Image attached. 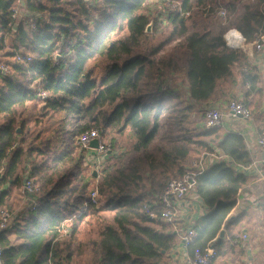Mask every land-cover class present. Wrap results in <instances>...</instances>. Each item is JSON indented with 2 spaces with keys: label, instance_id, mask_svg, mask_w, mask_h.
Returning a JSON list of instances; mask_svg holds the SVG:
<instances>
[{
  "label": "trees",
  "instance_id": "trees-1",
  "mask_svg": "<svg viewBox=\"0 0 264 264\" xmlns=\"http://www.w3.org/2000/svg\"><path fill=\"white\" fill-rule=\"evenodd\" d=\"M178 1L181 12L165 10V20L154 19L165 34L156 41L146 33L153 21L144 13L149 0H24L29 15L38 19L36 30L24 22L11 28L14 0H0V53L10 38L6 57L14 59L19 52L32 57L29 63L10 60L11 73L0 74V213L14 207V190L22 189L26 177L41 186L37 194L21 192L28 199L25 207L0 229L4 264H168L177 233L151 221L147 208L161 214L157 195L170 176L198 171L192 167L194 154L199 160L219 150L228 162L196 178V194L212 213L196 228L191 253L240 221L238 216L226 222L248 182L236 167H249L254 159L241 134L207 127L204 107L227 97L225 82L233 78L236 64L246 62L243 50L226 47L224 35L235 29L247 44L264 35V0ZM213 21L220 26L217 32ZM125 29V38H113ZM98 59L106 63L100 79L89 69ZM178 76L184 82L173 86ZM256 80L246 64L243 82ZM39 89L49 93L43 102ZM59 115H64L62 125L52 137L63 146L56 153L42 130L28 131L27 125L37 128L39 119ZM68 116L78 124L74 137L119 125L121 131L130 127L136 137L131 154L96 177L101 209L85 212L90 184L78 174L86 151L63 130ZM33 200L39 202L35 210ZM100 210L113 214L112 224L98 238L80 240L84 220ZM69 220L72 235L60 239Z\"/></svg>",
  "mask_w": 264,
  "mask_h": 264
},
{
  "label": "crops",
  "instance_id": "crops-1",
  "mask_svg": "<svg viewBox=\"0 0 264 264\" xmlns=\"http://www.w3.org/2000/svg\"><path fill=\"white\" fill-rule=\"evenodd\" d=\"M255 42L246 43V49L243 50L246 54V62H243L242 65L236 64L233 68V78L225 82V88L229 86L228 90L226 88L227 97L206 103L213 107L235 99L244 103L251 110L252 118L250 120L228 116L225 118L227 122L223 121L219 128L223 135L229 132L241 134L245 138L254 162L261 156L258 140L264 136V50L256 51ZM246 64L257 78L254 85L243 82V71L246 70ZM202 155L205 159L206 169L216 163L228 162V158L219 150L215 154L203 153ZM85 159L84 165L87 166ZM104 159L108 161L109 157H104ZM254 162L249 167H236L238 171L247 175L248 182L240 190L237 204L231 210L226 222L238 216H240V221L228 228H223L225 235L222 239L217 236L207 244L206 247L211 246L217 252L213 264H264V166L255 165ZM176 205L185 220L179 222L177 244L170 252L168 264H187L191 249L183 244V231L187 226L193 224L198 227L201 220L212 213V209L202 202L196 192L177 201ZM244 235L248 236L245 240L243 239ZM219 240L223 241L219 242Z\"/></svg>",
  "mask_w": 264,
  "mask_h": 264
},
{
  "label": "built area",
  "instance_id": "built-area-1",
  "mask_svg": "<svg viewBox=\"0 0 264 264\" xmlns=\"http://www.w3.org/2000/svg\"><path fill=\"white\" fill-rule=\"evenodd\" d=\"M85 2H91L92 0H84ZM181 2L178 0H164V9L167 11H180L182 10ZM221 15H225V12H221ZM12 22L10 27H18L22 22H24L31 30L37 29L38 19L29 15V12L25 8L24 0H14V6L12 8L11 15ZM224 40L226 47L231 50H245L246 42L244 37L240 32L235 29L229 30L224 35ZM255 50L261 52L264 50V36H261L255 43ZM15 61L19 63H29L32 61V57L26 53H17L15 56ZM12 68L8 64H4L0 61V74L7 75L10 74ZM49 96V93L45 90L39 89L37 93V98L40 101L46 100ZM232 116L233 118H239L241 120H250L252 118L251 110L245 106L241 101L235 99H230L227 103L217 106H208L204 107V118L208 128H218L223 124V121L226 117ZM97 140L99 142V147L93 149L91 144L93 141ZM75 145L82 151L91 152L86 153L87 158L95 156L97 161L93 163L96 169H102L107 159H104L103 156H108L109 158L115 157L112 148V145L103 140L102 132L98 128H93L87 130L77 137H75ZM258 145L261 149V156L254 163L255 165L264 166V136L258 140ZM16 148V145L13 146V149ZM103 157V159H100ZM87 158L85 159L87 163ZM92 165V164H91ZM92 165V166H93ZM192 167L197 168L198 171H189L184 176L179 178H173L167 182L165 187L157 195L158 203L162 205L161 214H157L154 211H151L150 208H147L149 218L153 222L164 223L170 226L176 233L179 231V222L183 219L181 216V211L176 205L177 201H181L192 193L196 192V178L199 174L206 170L205 159L201 157L199 160H195L192 163ZM98 180L96 179L95 184L89 192V200L85 204V212L89 211L90 207L99 206V191H98ZM23 192L26 195L37 194L41 191V186L29 177H26L23 186ZM39 206L38 200L32 201L31 209L35 210ZM0 229L8 228L13 222V216L8 210L4 209L0 213ZM197 226H187L183 231L182 241L185 247L189 248L192 244L195 243L198 233L196 230ZM72 235L71 220L63 223L60 229V239L69 238ZM248 236L244 235L243 239H247ZM217 256L216 250L208 246L204 249L195 248L193 252L187 258V264H213L214 259ZM0 264H4L2 260V249L0 248Z\"/></svg>",
  "mask_w": 264,
  "mask_h": 264
},
{
  "label": "rangeland",
  "instance_id": "rangeland-1",
  "mask_svg": "<svg viewBox=\"0 0 264 264\" xmlns=\"http://www.w3.org/2000/svg\"><path fill=\"white\" fill-rule=\"evenodd\" d=\"M146 6L147 7L144 13H146L153 19V21H151L152 25L150 24L151 27L148 33L147 32L146 33L150 35L154 40L160 41L165 37L164 36L165 34L161 35V31H160L161 27L154 22V19H157L160 22H162L161 18L162 20L166 19L165 15L163 14L165 11L164 1L163 0H149ZM211 27L216 32L219 31L220 29V26L218 25L216 21H213V23H211ZM127 35H128V32H127V29H125L124 31H118L113 36V38L114 39L125 38ZM6 44L7 46H6L5 51L3 53H0V61L3 62L4 64L5 63L8 64L10 60L15 61V59H11L5 56V52L10 51L12 49L10 38L7 40ZM19 53H24V52H19ZM89 69L92 70L94 76L100 79L106 73V63L99 59L94 60L89 64ZM183 82H184V79L181 76H178L174 79V81H172V85L180 86L183 84ZM226 88L228 90L229 86H227ZM199 116L201 117L202 114H199ZM63 118H64V115L55 116L53 119H42L41 118L39 120H40V123L41 122L42 123L41 124L39 123L37 125V128L33 123H30V125L29 124L27 125V130L29 131V128H30V131L38 132L42 130V135L45 137L46 141L52 140L51 145L52 146L54 145L53 149L56 150V153H61L63 145L62 143H60L62 145L60 147L59 144L55 143V139L54 137H52V133L54 132L55 129H58L62 125L61 124L62 121L60 120ZM224 122H227V119H224ZM63 125H64L63 130L65 132L69 131L73 137H74L73 134L77 135L79 133L78 124H76L75 121L72 120L71 116H68L65 118V120L63 121ZM122 126L123 125L114 126L112 128L107 129L104 133H102L103 140L111 144L112 145L111 149L113 150L115 154H117L115 157L109 158L108 161L106 160L104 165H102V169H96L94 167L93 163L97 161V158L95 156L91 155L90 157L87 158V164H88L87 166H85L83 162V171L80 174H78V177L81 178L83 181L84 180L88 181L90 184L89 187L95 184L96 177H94V173L97 172V175H98L103 170V168H105L106 166L111 165L117 162L119 159L125 156L127 157L131 154L130 152L132 150V146L136 143V137L130 127L121 131ZM162 137H163V131H161V133L159 134L157 141L161 142L160 140ZM76 152L79 153L80 150L76 149ZM89 153L91 154V152ZM85 156H86V153H85ZM108 156H104V157L108 158ZM196 158L197 156L196 154H194L192 156V160L194 159L196 160ZM51 161L52 159L49 160V162ZM68 167L69 166L61 168L60 174H64L66 170L68 169ZM174 177L175 176H170L169 178L173 179ZM169 178L167 179V181L170 180ZM21 192H23V189L14 190V196H13L14 197V207L11 210L6 209L8 210V212L11 213V215L13 216V219L15 217V214L20 212L25 207L27 200H28L26 199V197H24V194H23L24 192L23 193ZM101 207H102V203H99V206L97 209L99 208L101 209ZM112 222H113V214L110 212L104 211V210H100L85 219L84 223L82 224L80 228L79 238L81 240H84V239L86 240L88 238H98L102 229L106 225L112 224Z\"/></svg>",
  "mask_w": 264,
  "mask_h": 264
},
{
  "label": "water",
  "instance_id": "water-1",
  "mask_svg": "<svg viewBox=\"0 0 264 264\" xmlns=\"http://www.w3.org/2000/svg\"><path fill=\"white\" fill-rule=\"evenodd\" d=\"M151 25H152V22H151ZM151 25L148 26L147 31H146L147 33H148ZM58 58H59V56H58ZM91 147L93 149H97L99 147V142L97 140L93 141L92 144H91ZM94 177H97V172L94 173ZM224 235H225V231L222 230L221 234L219 235V239H222L224 237Z\"/></svg>",
  "mask_w": 264,
  "mask_h": 264
}]
</instances>
